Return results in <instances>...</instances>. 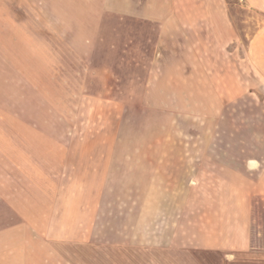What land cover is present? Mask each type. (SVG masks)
<instances>
[{
  "label": "crops",
  "instance_id": "obj_1",
  "mask_svg": "<svg viewBox=\"0 0 264 264\" xmlns=\"http://www.w3.org/2000/svg\"><path fill=\"white\" fill-rule=\"evenodd\" d=\"M242 1L247 9L264 13V0ZM89 10L98 11L92 36L87 35L88 21L73 19L74 11ZM228 10L225 0H0L1 156L22 154L24 141L44 139L43 127L67 123L57 108L80 106L74 100L82 106L148 109L143 121L148 147H130L131 137L124 135L126 142L111 153L107 177L99 185L92 238L88 192L68 207L57 201L55 214H49V221L61 223L50 222L42 232L47 250L66 264H184L181 245L150 239L122 243L120 236L137 235L140 223L125 233L114 228L112 234L104 221L146 219L153 225L152 220L166 218L168 213L155 214L153 205L178 203L176 189L184 187L178 173L194 177L206 156L227 157L224 163H210L244 179L262 170L257 180L264 185V156L243 148L236 154L225 149L223 155L210 145L219 124L233 122L241 97L255 96L250 103L264 114L259 99L264 93V30L234 57L242 42ZM105 26L113 35L103 34ZM121 29L128 35L122 36ZM85 48L92 49L91 70L83 66L74 73L72 60H83ZM249 63L258 77L251 88L240 78ZM75 83L80 92L93 87L94 93L75 99ZM19 141L21 146L14 148ZM79 187L89 183L80 181ZM105 234H112L113 241L105 242ZM41 254V244L33 240L24 263L33 264Z\"/></svg>",
  "mask_w": 264,
  "mask_h": 264
},
{
  "label": "rangeland",
  "instance_id": "obj_2",
  "mask_svg": "<svg viewBox=\"0 0 264 264\" xmlns=\"http://www.w3.org/2000/svg\"><path fill=\"white\" fill-rule=\"evenodd\" d=\"M225 1L229 4L228 16L235 35L242 42V46L237 44L239 51L234 55L240 57L246 44L258 31L264 30V13L247 9L242 0ZM97 18L98 11L73 12L74 20L89 22V36L96 32L91 24ZM103 34L106 37L113 35L112 29L105 26ZM121 35L128 34L121 29ZM91 52L92 49L85 48L83 60L78 56L73 58L74 73L84 67L91 70ZM234 61L240 68L238 59L234 58ZM242 69L240 78L248 83V87L258 85L252 64ZM93 93V87L80 92V85H73L75 99ZM255 99L249 94L240 98L244 102L233 108V122L219 124L217 139L210 141L213 149L217 148L224 155L225 149L236 154L243 148L249 150L250 155L264 156V118L260 116L264 114L261 107L250 103ZM259 99L264 100V93ZM74 103L80 106L57 108V116L66 117L67 123L43 127L41 135L44 139L40 141H19L14 148L23 143L22 154L0 155V264H25L23 257L33 240L42 246L41 257L33 264H66L56 253L47 250V239L42 232L50 222L61 223L56 219L49 221V214L60 203L68 207L71 201H77V196L88 192V230L89 238H92L99 185L103 177H107L111 153L123 141L124 135L131 137L128 146L148 147L145 138L148 129L145 130L143 123L148 109L82 106L78 100ZM230 132L233 133L232 140ZM208 146L206 140L202 147ZM226 158L206 156L194 177L192 172H179L178 179L184 181V187L176 189L178 203L153 205L155 214L168 213L166 218L152 220L153 225H148L146 219L104 222L112 234L114 228L125 233L128 226L134 228L140 223L137 235L120 236L122 243L130 239L134 243H148L150 239L159 244L181 245L185 249L184 264H264V185L257 180L262 170L248 180L210 163L211 159L224 163ZM252 165L255 164L250 163ZM80 181L88 182L89 187L80 188ZM173 216L178 218H171ZM112 234H105V242L113 241Z\"/></svg>",
  "mask_w": 264,
  "mask_h": 264
}]
</instances>
